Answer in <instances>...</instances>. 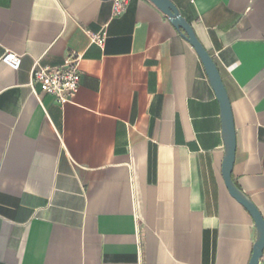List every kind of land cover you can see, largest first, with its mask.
<instances>
[{
	"label": "crops",
	"instance_id": "crops-1",
	"mask_svg": "<svg viewBox=\"0 0 264 264\" xmlns=\"http://www.w3.org/2000/svg\"><path fill=\"white\" fill-rule=\"evenodd\" d=\"M172 1L217 63L232 177L264 217V0ZM115 2L0 0V264H249L257 229L223 178L202 60L153 2L125 0L118 16ZM72 52L74 100L39 97L35 62Z\"/></svg>",
	"mask_w": 264,
	"mask_h": 264
},
{
	"label": "water",
	"instance_id": "water-1",
	"mask_svg": "<svg viewBox=\"0 0 264 264\" xmlns=\"http://www.w3.org/2000/svg\"><path fill=\"white\" fill-rule=\"evenodd\" d=\"M153 2L170 20V22L181 32L184 38L195 48L198 56L202 60L210 78L211 84L217 93L222 105L225 157L223 161V178L226 187L233 198L243 205L252 216L257 237L253 248V254L249 264H260L264 252V217L252 199L241 190L232 177V170L236 153V132L231 101L227 93L225 84L221 77L217 63L213 56L205 48L197 37L191 23L181 14L178 7L172 0H150Z\"/></svg>",
	"mask_w": 264,
	"mask_h": 264
},
{
	"label": "built area",
	"instance_id": "built-area-1",
	"mask_svg": "<svg viewBox=\"0 0 264 264\" xmlns=\"http://www.w3.org/2000/svg\"><path fill=\"white\" fill-rule=\"evenodd\" d=\"M125 0H116L114 14L121 15L124 11ZM106 33L92 36L93 42L103 45ZM1 62L11 68L18 70L22 64V56L13 51H7L1 58ZM81 56L76 52L70 53L63 64L58 66H45L36 61L32 69L31 86H39V97L42 94L53 95L61 104L71 102L76 97L80 84L82 71L80 68Z\"/></svg>",
	"mask_w": 264,
	"mask_h": 264
}]
</instances>
